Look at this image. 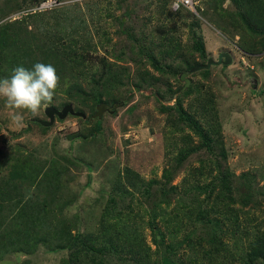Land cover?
<instances>
[{
    "label": "rangeland",
    "instance_id": "obj_1",
    "mask_svg": "<svg viewBox=\"0 0 264 264\" xmlns=\"http://www.w3.org/2000/svg\"><path fill=\"white\" fill-rule=\"evenodd\" d=\"M200 1L197 8L200 13L194 15L191 11H171L170 0H47L38 6L32 2L22 5L26 10L20 13H16L15 9L22 0H0V25L18 22L21 30L26 25L23 24V18L38 12L36 10H42L40 5L44 3L47 6H57L58 9H52L56 13H59L60 7L78 4L79 9L74 12V16L79 17L85 24L84 39H89L92 47L97 44L98 58H110L109 60L120 67L121 82L110 94L115 98L113 108L122 103L112 114L104 113L101 119L89 121L88 117L96 113V110L91 111L86 104L79 105L64 95L55 93L52 100L54 103L49 106L61 110L64 103H71L75 111H83L87 118H55L51 127L44 128L37 120L48 121L44 115L45 109L36 116L25 112L22 125H17L12 112L6 108L4 99L0 98V186L10 183L18 187L25 196L23 202L31 199L32 202L45 206L73 234L96 233L108 200L114 196L112 186L118 173L127 167L145 182L157 180L161 182L160 185H164L163 171L177 168L175 157L182 147L179 144L180 139L189 136L195 144H199L197 135L187 126L188 123L179 120L172 109L163 110L162 107H172L175 100L180 98L183 108L202 123L203 117L196 114L200 97L206 99L209 94H213L222 127L223 145L227 152V167L236 177L243 173L253 174L257 186L262 190L263 38L252 36L242 29L236 30L229 24L226 27V20L235 16L236 12L234 4L229 0L222 2L221 8L218 0ZM46 13H50L49 10ZM228 14L231 17H226ZM70 15L71 10L69 14L62 11L59 16L53 14L48 17L53 20L55 17L71 19ZM29 20L31 23L34 21L32 17ZM194 22L198 24L194 30L202 38L206 59H201L192 49L190 25ZM59 23L60 26L67 24L66 21ZM167 38L173 39L169 44L158 46L161 40L165 41ZM252 46L255 47V52L249 54L247 49ZM169 50L170 54L166 55ZM221 53L232 57L230 66H212L207 71L191 74L188 73L190 70L172 71V68H178L183 58L193 59L199 65H204L211 58L217 61ZM145 55L155 56L161 70H155ZM181 73H186L185 79L190 81L189 87L183 92L181 90L184 82L179 81ZM137 86L141 89H137ZM193 86L201 88V91L183 97ZM96 121H99V126ZM218 158L217 152L209 155L204 149L190 155L173 172L167 188L170 185L178 187L185 177L190 178L189 172L199 167L201 162L207 165ZM218 161L222 162L221 159ZM160 185H155L149 195L141 188L125 198H119L116 204L118 209L130 204L134 213L139 211L136 221L146 245L152 251L157 247L153 244V232L147 223L154 204L161 198ZM193 197L196 200L191 202ZM261 198L257 204L252 203L247 207L239 203L230 206L237 214L241 226L225 222L227 227L223 228V241L228 243L229 253L234 258H222L218 264H239L238 257L247 245L244 233L248 231L252 234L253 228L259 226L264 229V200ZM170 200L171 210L178 207V201L183 206H197L198 201L205 202V197L194 195L180 200L177 191L171 194ZM6 206L4 205V209ZM212 206L210 201L207 208ZM212 216L216 218V215ZM10 217L14 218L15 214ZM183 220L186 223L185 217ZM50 222L47 220L46 225ZM158 225L162 232H169L163 221L158 220ZM195 227L196 224L187 227L178 239H182ZM4 229L9 231L14 227L7 222L2 230ZM28 230L32 233L39 232L32 227ZM196 231L202 232L199 228ZM49 232L42 230L40 234L46 235L48 243L52 244L58 237ZM178 257L184 264H217V261L209 262L202 253L189 255L188 250L181 249ZM68 258V251L54 252L50 251V245H40L32 254H9L0 264H70ZM94 260L96 262L90 263L88 258L84 259L89 264H130L124 254L121 257L107 255Z\"/></svg>",
    "mask_w": 264,
    "mask_h": 264
},
{
    "label": "trees",
    "instance_id": "obj_2",
    "mask_svg": "<svg viewBox=\"0 0 264 264\" xmlns=\"http://www.w3.org/2000/svg\"><path fill=\"white\" fill-rule=\"evenodd\" d=\"M46 1L22 0L16 6V13L26 10L21 7L22 5H29L32 2L38 6ZM224 1L226 0H218L220 8ZM229 1L234 4L236 12L235 16L232 15L233 17L230 14L226 16L231 17L229 20L224 19L226 27L229 24L236 30L242 29L252 36L262 37L264 42V0ZM52 9L58 8L53 6L50 9L36 10L38 12L35 13L29 12L30 14L23 18V24L26 23V25H23L22 30L19 29L18 22L0 25V79L10 77L12 70L17 66L31 69L37 62L51 64L55 67L59 77L55 93L64 95L79 105L80 103L86 104L91 111L96 110L99 104H115V98H112L110 93L114 87L118 88L121 82L119 81V65L109 60L110 58H98L97 44L92 47L91 41L84 39L85 24L79 17L74 16V12L79 9L78 4L60 7L59 13ZM48 10L50 13H46ZM70 10L71 19L55 17L53 20L48 17L53 14L59 16L62 11L64 13L67 11L69 14ZM30 17L34 19L32 23L29 20ZM61 21H66L67 24L60 26ZM30 25L31 29L28 30ZM197 26L196 22L190 25L192 49L201 59H206L202 38L194 30ZM172 39L161 40L158 46L169 44ZM242 48L244 49L245 46ZM247 50L250 54V52H255V47L252 46ZM169 54L170 50L166 52V55ZM146 58L155 70H161L155 56L149 55ZM198 65L193 59L183 58L178 68L171 70L188 72ZM195 87L188 89L182 96L188 97L201 91V88ZM137 89L141 87L137 86ZM199 102L196 114L203 117L202 123L183 108L180 98L175 100L174 106L162 107L163 110L170 108L176 112L179 120L187 122V126L193 129L199 140V144H195L189 136L180 139L179 144L182 147L179 148L175 157V167H177L175 170L180 168L190 155L197 154L203 149L209 155L217 152L218 159L222 160L221 163L218 159L207 165L201 162L199 167L189 172L190 178L185 177L178 187L170 185L168 188L167 185L175 170L165 169L162 174L165 184L160 185L161 182L157 180L145 182L132 169L124 168L117 174L114 181L112 186L114 196L108 200V206L101 215L97 232L86 234H73L54 212L47 210L43 205L32 202L31 199L23 202L25 196L21 190L10 183H4L0 186V261L9 254H32L40 245H50V251L54 252L68 251L70 264H89L84 261L85 258H88L90 263H94L96 262L94 258L97 257L103 258L107 255L121 257L123 254L127 256L130 264H184L178 257L181 249L188 250L189 255L202 253L211 263L217 261L218 264L222 258L233 260L234 257L229 253L228 243L223 241L225 239L223 228L227 227L225 222L234 223L237 227L241 224L230 206L238 203L243 207L252 203L257 204L261 197L264 200V188L261 190L257 186L253 174L243 173L236 177L231 173L227 167V152L223 145L222 127L216 111L214 96L209 94L206 99L201 96ZM64 104L66 105L67 102ZM118 105L116 108L121 107L122 103ZM116 108H113L114 112ZM96 122L99 126V121ZM155 185L161 186L159 187L161 198L154 204L147 223L153 232V244L157 247L152 251L151 247L146 245L136 221L139 211L134 213L130 204L118 209L116 204L119 198H125L141 188L145 194L149 195ZM177 191L180 200L196 195L199 198L204 196L205 202L198 201L197 206L195 204L183 206L178 201V207L170 210V196ZM195 200L196 198L193 197L191 202ZM210 201L213 206L207 208ZM4 205H7L5 209ZM223 208H225L224 211ZM13 214L15 217H10ZM212 215H216V218ZM183 217L186 218V223ZM45 220L51 222L46 225ZM158 220L163 221L169 232L164 233L160 230ZM7 222L14 229L2 230ZM195 224L193 231L185 234L182 239H178L187 227ZM25 226L27 227L24 228ZM30 227L37 228L39 232H30L28 230ZM198 228L202 230L201 233H197ZM42 230H46V233L50 231L49 234L57 236V240L52 244L48 243V237L40 234ZM252 232V234L248 231L244 233L247 245L238 257L239 264H264V229L259 226L253 228Z\"/></svg>",
    "mask_w": 264,
    "mask_h": 264
},
{
    "label": "clouds",
    "instance_id": "obj_3",
    "mask_svg": "<svg viewBox=\"0 0 264 264\" xmlns=\"http://www.w3.org/2000/svg\"><path fill=\"white\" fill-rule=\"evenodd\" d=\"M58 83L59 77L51 64L37 62L31 69L17 66L10 77L0 79V98L4 99L6 108L12 112L14 122L22 125L25 112L36 116L49 107Z\"/></svg>",
    "mask_w": 264,
    "mask_h": 264
},
{
    "label": "water",
    "instance_id": "obj_4",
    "mask_svg": "<svg viewBox=\"0 0 264 264\" xmlns=\"http://www.w3.org/2000/svg\"><path fill=\"white\" fill-rule=\"evenodd\" d=\"M232 64V57L227 53H221L217 57V61L211 59H208L206 64L204 65H198L190 69L188 73H196L200 71H206L209 70L212 66H230ZM186 73H181L179 76V81L184 82V87L182 88V92L186 90L189 85L190 81L188 79H185ZM112 108V107H111ZM104 113H113L110 107L106 104H99L96 106V113L90 117V121L94 119H101L102 115ZM44 115L48 118V121H37L38 124H40L44 128L51 127L54 122L55 118L58 120H64L67 116H73L78 117L81 119H86V115L82 112L75 111L72 104L65 105L61 110L56 109L53 106H49L47 109L44 110Z\"/></svg>",
    "mask_w": 264,
    "mask_h": 264
},
{
    "label": "built area",
    "instance_id": "obj_5",
    "mask_svg": "<svg viewBox=\"0 0 264 264\" xmlns=\"http://www.w3.org/2000/svg\"><path fill=\"white\" fill-rule=\"evenodd\" d=\"M171 1V11L173 12H177L180 10H185V11H191L193 12V14L195 13L196 15H198V11L197 8L200 4V0H170ZM53 6L51 4H49L48 6L46 5V3L40 5V9L44 10V9H50ZM194 14V15H195Z\"/></svg>",
    "mask_w": 264,
    "mask_h": 264
},
{
    "label": "flooded vegetation",
    "instance_id": "obj_6",
    "mask_svg": "<svg viewBox=\"0 0 264 264\" xmlns=\"http://www.w3.org/2000/svg\"><path fill=\"white\" fill-rule=\"evenodd\" d=\"M109 107H110L111 110H114V109H113V106H109ZM111 107H112V108H111ZM37 121H38V120H37Z\"/></svg>",
    "mask_w": 264,
    "mask_h": 264
}]
</instances>
